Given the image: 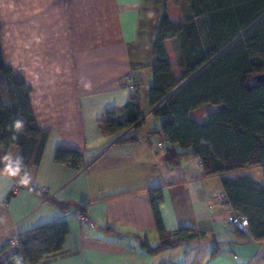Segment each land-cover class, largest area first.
<instances>
[{
  "label": "crops",
  "instance_id": "0c3cea01",
  "mask_svg": "<svg viewBox=\"0 0 264 264\" xmlns=\"http://www.w3.org/2000/svg\"><path fill=\"white\" fill-rule=\"evenodd\" d=\"M170 6L166 0H0L4 61L31 86L37 123L50 132L37 167L14 168L19 149L7 148L8 170L0 171V246L42 224L65 221L62 249L38 264H264V241L250 239L247 230L246 238L239 237L230 221L234 211L217 197L223 192L219 176L206 175L192 155L182 156L176 167L165 161L161 119L150 113L149 88L164 8L173 21L183 20L172 17ZM6 28L13 61L1 39ZM135 86L142 124L104 136L98 118L122 108ZM0 93L11 106L1 73ZM152 128L158 132L150 133ZM130 136L138 141L116 143ZM57 147L79 149L83 166L55 162ZM30 184L66 207L40 198ZM157 187L163 228L204 236L156 253L141 247L143 239L151 246L159 242L148 193ZM78 212L88 222L79 221Z\"/></svg>",
  "mask_w": 264,
  "mask_h": 264
},
{
  "label": "trees",
  "instance_id": "16d2710c",
  "mask_svg": "<svg viewBox=\"0 0 264 264\" xmlns=\"http://www.w3.org/2000/svg\"><path fill=\"white\" fill-rule=\"evenodd\" d=\"M185 1L187 15L181 21H173L164 8L152 46L149 110L161 119L164 158L176 167L184 155L198 157L206 175L219 176L224 201L247 218L249 238L264 241V81L258 78L264 76V0ZM166 3L177 6L179 0ZM174 39L181 61L172 47ZM0 73L12 101L11 106L4 104L0 93V171L8 170L3 159L10 145L19 149L14 168L25 171L40 164L50 132L38 125L30 102L32 88L20 71L5 63L1 41ZM206 105L218 109L199 122L193 114ZM142 122L140 90L135 86L124 106L105 110L97 125L104 136H111ZM137 141L130 136L116 143ZM54 161L75 169L83 166L84 157L79 149L57 147ZM256 166L263 180L241 172ZM28 189L58 209L66 207L36 184ZM148 193L159 236L155 246L141 240L148 253L205 235L188 228L165 230L159 208L162 189ZM235 228L246 238L244 230ZM67 233L65 221L24 231L16 244L8 240L0 246V264H38L62 249Z\"/></svg>",
  "mask_w": 264,
  "mask_h": 264
},
{
  "label": "rangeland",
  "instance_id": "374dc122",
  "mask_svg": "<svg viewBox=\"0 0 264 264\" xmlns=\"http://www.w3.org/2000/svg\"><path fill=\"white\" fill-rule=\"evenodd\" d=\"M187 9H188V6H187L185 0H179V4L177 6H174V7L170 6L171 15L174 19H177V18L178 19L179 18L184 19L185 16L187 15ZM12 26L14 27V24H12ZM1 28H2V25H1ZM5 30L6 31L4 32L2 29L1 39L3 42V46L5 48V51H7V53H9L8 55L10 56V59L13 61V59H14L13 51L11 50V48L10 49L8 48V47H11V45L13 44L12 43L13 38H10V31H9L10 29L6 28ZM172 47L174 48L177 59L179 61H181V54H180V51L178 49V41L176 39H174L172 41ZM217 109H218V107H216L214 105H206L203 108H201V110L199 112H197L196 114H193V117L199 122L205 121L207 113L210 111H215ZM241 172L244 174H249L258 180H263L262 170L260 167L256 166V167L246 168V169L242 170Z\"/></svg>",
  "mask_w": 264,
  "mask_h": 264
},
{
  "label": "built area",
  "instance_id": "2783aa9c",
  "mask_svg": "<svg viewBox=\"0 0 264 264\" xmlns=\"http://www.w3.org/2000/svg\"><path fill=\"white\" fill-rule=\"evenodd\" d=\"M128 82H129V78H128ZM132 86L130 85L129 88H131ZM163 144L161 143L160 146H162ZM217 197H219L220 199H223L225 200L226 199V196H225V193L224 192H221L219 194H217ZM76 218L81 221V222H88V218H87V215L83 212H78L75 214ZM230 221L231 223L237 227L238 229H241V230H246L247 228V218L242 215V214H239L237 212H233L230 216ZM9 242L11 244H16L18 242V238L17 237H13L9 240Z\"/></svg>",
  "mask_w": 264,
  "mask_h": 264
},
{
  "label": "water",
  "instance_id": "95a60500",
  "mask_svg": "<svg viewBox=\"0 0 264 264\" xmlns=\"http://www.w3.org/2000/svg\"><path fill=\"white\" fill-rule=\"evenodd\" d=\"M259 79L264 81V76L258 77ZM2 262V257L0 256V263Z\"/></svg>",
  "mask_w": 264,
  "mask_h": 264
},
{
  "label": "clouds",
  "instance_id": "9594fccd",
  "mask_svg": "<svg viewBox=\"0 0 264 264\" xmlns=\"http://www.w3.org/2000/svg\"><path fill=\"white\" fill-rule=\"evenodd\" d=\"M13 173L15 172V169L11 170Z\"/></svg>",
  "mask_w": 264,
  "mask_h": 264
}]
</instances>
